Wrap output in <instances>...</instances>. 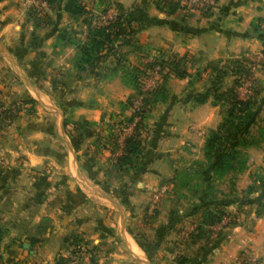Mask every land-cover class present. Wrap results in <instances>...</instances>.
Returning <instances> with one entry per match:
<instances>
[{"label":"rangeland","instance_id":"rangeland-1","mask_svg":"<svg viewBox=\"0 0 264 264\" xmlns=\"http://www.w3.org/2000/svg\"><path fill=\"white\" fill-rule=\"evenodd\" d=\"M13 2L19 3L25 12L33 4L30 0ZM99 4L98 0H94L91 9L98 12ZM33 6L48 14V8L43 9L37 4ZM104 6L108 12L114 10L111 0ZM98 18L107 20L102 16ZM28 19L30 17L27 16ZM132 38L126 34L115 37L114 41L107 43V46H111L109 50H104L102 56L88 68L84 66L83 71L75 67L72 59L67 66V70H70L67 73L75 77L71 82V78H64L53 96L55 104L61 106L63 117L69 122L66 129L71 139L74 141L79 138L77 145L71 143L78 166L90 170V177L105 186L103 190L87 192L89 198L79 188L71 189L73 175L49 157L36 165L28 162L24 149L33 143L26 144L24 140L31 138L28 135L36 121L34 114L37 102L33 97L25 95L3 100L0 96V264H46L61 252L64 253L61 254L64 256L63 264L91 263L95 261L98 242H91L85 234L82 235L83 230L79 233L70 232L71 225L92 217L107 221L113 216L127 217V228L139 233L145 248L170 249L169 252L173 253L170 259L175 262L184 258L179 251L184 240L200 233L219 231L221 226L233 221L234 218H227V215L233 214L237 207L229 211L225 205L232 200H238V205L245 191H256L247 195L254 199L253 202L250 200V205L257 201L258 208L255 207L254 212L258 214L264 210V187H258L264 182V166L259 169L256 164L251 165L244 181L239 175L242 168L237 170L241 165H247L248 153L243 148L252 141L264 142V116L257 112L246 123L242 133L236 135L231 132L228 136L229 139L232 135L238 136L248 142L235 147L233 154L236 158L231 161L233 170L221 173L214 170L212 164L216 150L229 148L230 142L222 138L214 142V148L212 144L205 150L204 137L211 128L204 132L200 141L194 139L168 146L161 142L152 144L151 137H148V113L140 129L142 155L137 159L132 158L126 165L116 167L115 157L121 152L122 139L132 131V120H127L131 105H139L141 98L162 82L160 72L144 70V61L153 60L156 55L151 52L133 57L131 53L137 47ZM64 51L68 52L69 49L65 48ZM71 56L73 58L74 53ZM83 76L87 77L84 82L88 86L84 96L81 95ZM76 79L79 81L75 82ZM167 80L165 87L167 84L170 87V81ZM69 82L72 84L71 94L67 92ZM171 86L177 91L179 85L174 81ZM245 92L242 87L239 89L240 96L247 94ZM88 99L100 107L101 115L98 121L81 125L83 116L74 110L80 100L85 102ZM177 99L173 94L168 101L172 103ZM128 125L130 128H127ZM123 126L126 129H122ZM54 140L37 143V146L43 148L45 154H63V145ZM165 147L171 149L168 151ZM179 149L181 151L177 153ZM87 154L101 155L98 159L95 156L87 159ZM144 154H184V157L175 162L177 167L169 174L158 173L157 176L145 178L148 187L139 190L141 185L136 183L139 179L136 172L140 166L145 168L147 160L143 159ZM157 168L164 170L165 167L161 165ZM150 180H153L152 184ZM241 182H247L243 189L240 188ZM233 184L235 187H232ZM87 200L89 202L81 207ZM183 203L187 208L179 209L178 205ZM217 204L222 212L221 219L201 226L202 210L212 209ZM184 211H187L185 215ZM96 221L93 226L98 225ZM196 225L201 228L197 230ZM62 233L63 242L59 241ZM75 235L77 243L70 244ZM237 255L242 256L239 263L257 264L255 257L248 256L242 249Z\"/></svg>","mask_w":264,"mask_h":264},{"label":"crops","instance_id":"crops-1","mask_svg":"<svg viewBox=\"0 0 264 264\" xmlns=\"http://www.w3.org/2000/svg\"><path fill=\"white\" fill-rule=\"evenodd\" d=\"M13 1L0 0V96L3 100H10L30 95L37 102L34 114L36 121L28 135L31 138L24 140L26 144L33 143L24 149L27 160L36 165L49 157L73 175L71 189L79 188L86 194L103 190L104 184L95 182L90 177V170L78 166L71 141L62 125V108L53 99L64 78H71V82L75 77L67 73L70 71L67 66L73 59L71 55L75 53V46L67 39H56L57 32L63 28H72V35L80 40L84 36V25L80 18L71 17L61 8L63 0H60L59 5L48 8V22L38 26L32 25L30 19L26 20L24 8ZM263 1L218 0L210 13L195 12L182 18L178 12L163 13L157 9L154 0H111L114 9L122 15L134 9L132 25L136 30L132 39L137 47L134 51L138 54L131 53L133 57H138L140 53L153 52L155 55L157 50H165L185 54L190 58L184 66L186 74L169 77L167 81L171 84L169 82L170 87L168 84L166 86V98L155 102L148 112V137H151L152 144L161 142L168 146L194 139L200 141L206 130L216 126L226 105L212 102L211 95L196 103L192 95L213 83L218 89L230 86L234 76L231 68L235 59H241L243 65H252L253 109L264 116V59L260 56L262 43L254 27L263 14ZM65 48L69 51H64ZM223 69L225 73L221 72ZM85 78L83 76L81 79V95L88 89ZM174 81L179 85L177 91L171 86ZM70 82L67 89L69 94L73 93ZM173 94L178 99L170 103L169 98ZM79 103L74 110L76 114L91 121L99 120V106L90 103L89 99L85 102L80 100ZM50 139L58 140L63 145V154H45L43 148H38L37 143ZM243 149L248 153L247 165L239 173L244 181L251 165L256 164L259 169L264 166V142L252 141ZM100 155L87 154L85 157L98 159ZM183 155L144 154L143 159L147 160L145 168L140 166L136 172L139 178L136 183L141 185L139 190L148 187L145 178L172 172L177 167L175 162L182 160ZM160 160L162 162H158ZM161 165L165 167L164 170L157 168ZM152 183L153 180H150ZM246 183L241 182L240 188L243 189ZM258 187H264V182ZM252 192L245 191L238 205V200L227 202L226 209L234 211L237 207V210L227 215V218L231 216L234 219L221 226L219 231L200 233L184 240L179 249L184 257L180 262L170 259L173 254L169 252L170 249L145 248L139 233L127 228L128 218L125 216H113L107 221L92 217L73 222L70 232L79 233L83 230L82 235L85 234L91 242H98L95 261L88 264H232L236 261L237 264H245L243 261L239 263L242 256L237 254L241 249L248 256L255 257L257 264H264V210L258 214L254 212L257 201L250 205V200L253 202L254 199L247 196ZM87 202L84 201L80 206ZM178 206L179 209L187 208L184 203ZM95 221L98 225L93 226ZM63 234L59 241L63 242Z\"/></svg>","mask_w":264,"mask_h":264},{"label":"trees","instance_id":"trees-1","mask_svg":"<svg viewBox=\"0 0 264 264\" xmlns=\"http://www.w3.org/2000/svg\"><path fill=\"white\" fill-rule=\"evenodd\" d=\"M46 5L45 8H53L59 5L60 0H44ZM99 1V10L95 12L90 8H87L83 0H63L61 8L67 12L71 17L78 19L84 25V36L80 40L74 38L72 33L74 30L72 28L60 29L57 32L56 39H67L72 43L76 50L73 57V63L75 67L83 70L84 66L92 65L96 62L104 50H109L111 46H107V43L114 41V38L120 34L133 36L135 32V27L132 25V21L135 19L134 9L129 10L125 15L118 13L115 9L113 11L112 17L106 21L101 22L100 18L106 9L104 6L108 0H98ZM154 4L165 14H172L178 12L179 2L178 0H154ZM44 9V8H43ZM193 12H180V16L183 18L192 14ZM198 13L208 14L209 11L201 10ZM26 15L30 17L32 25L38 26L39 24H44L48 22V14L45 11H40L36 9L33 4L29 5V11H26ZM99 20H98V19ZM257 37L264 46V32L258 28V24L254 25ZM155 54L156 58L153 60L144 61L145 68L144 70H151L154 65H158L161 73V81L155 88L152 89L151 93L144 95L141 98V102L137 108L131 110V113L128 115L127 120H133L134 116L137 119L133 122L132 131L124 135L121 143V152L115 157L116 167H120L130 163L132 158L137 159L142 154L140 150L141 141H140V129L144 126L143 120L147 115L151 106L158 101H163L166 98V87L165 82L169 76H183L186 74L184 66L189 62V57L185 54H177L173 52H168L165 50H157ZM248 66L243 65L241 59H235L233 61V67L231 68V73L234 74L232 79V84L224 89H218V87L213 84L208 86L205 90L196 92L192 95V100L196 103L204 101L208 95H211L212 102H222L224 103L225 109L223 110L221 119L216 124L215 127L211 128L206 136L204 137V148L207 150L208 146L214 148V142L219 139H228L230 142L229 148H219L216 150L215 158L213 161V168L215 171L220 172L228 169H234L231 161L236 158L233 151L235 147L239 144L248 143L244 138L233 136L228 138L231 132L240 134L243 132L246 123L254 116L255 111L253 109V100H252V91L253 86L250 88V92L245 96H239L237 92V86L240 83L241 76L247 73ZM225 73V69L221 70ZM135 82V81H134ZM82 124H89L90 120L81 118ZM264 121V119H263ZM75 122V121H74ZM71 122V123H74ZM67 120L65 116L62 119V125L65 129V132L70 137V141L73 146L77 145L79 138L76 140L71 139V135L66 129ZM120 123V121L118 122ZM210 149V148H209ZM231 149V150H230ZM229 161V163H228ZM244 165H241L237 170L241 169ZM214 171V172H215ZM216 173V172H215ZM216 175V174H215ZM222 212L220 205H215L212 209L202 210L201 219L199 224H213L221 219ZM197 230L201 227L196 225ZM78 238L72 236L70 244L77 243ZM64 256L59 254L54 260L46 264H63ZM182 261L181 259L178 262ZM237 264V261L232 263Z\"/></svg>","mask_w":264,"mask_h":264},{"label":"built area","instance_id":"built-area-1","mask_svg":"<svg viewBox=\"0 0 264 264\" xmlns=\"http://www.w3.org/2000/svg\"><path fill=\"white\" fill-rule=\"evenodd\" d=\"M93 1L94 0H88V1L83 0L85 6L87 8H90V9L92 7ZM178 2H179V9L178 10L180 12H193V13H195V12H199L201 10L211 11L215 7V5L217 4L218 0H178ZM30 3L40 5V7H42V8L45 7V5H46L44 0H30ZM107 10L108 9L106 8L105 13L102 15V17H106L107 20L104 19V20H101V22H106L112 17L114 10L111 9L109 12ZM257 24H258V28L264 32V13L260 17V19L257 21ZM260 56L264 59V46L261 49ZM251 68H252V65H248L247 73L245 75L241 76L240 83L237 86L238 95H239V89L241 87L244 89V91H246L245 93L248 94L250 92V88L253 86ZM149 71H152L154 73H159L160 68L158 65H154L153 68ZM245 95L246 94H244V95L242 94L241 96H245ZM137 107H138V104H136V103L132 104L131 110L134 108H137ZM136 119H137V117L133 118L132 124ZM127 128H130V125H128ZM122 129H126V127L123 126Z\"/></svg>","mask_w":264,"mask_h":264}]
</instances>
